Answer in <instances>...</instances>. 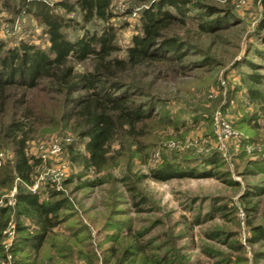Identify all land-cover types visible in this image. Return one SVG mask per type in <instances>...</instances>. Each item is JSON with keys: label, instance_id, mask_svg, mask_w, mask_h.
<instances>
[{"label": "rangeland", "instance_id": "rangeland-1", "mask_svg": "<svg viewBox=\"0 0 264 264\" xmlns=\"http://www.w3.org/2000/svg\"><path fill=\"white\" fill-rule=\"evenodd\" d=\"M41 1L63 18L79 20L76 12L55 4L60 0ZM192 1L217 8L220 26L201 30L203 10L185 6L186 24L166 32L181 44L179 59L170 69L162 67L160 79L143 80L145 91L156 99L150 121L154 126L138 138L140 144L125 138L112 142L100 170L85 168L80 157H74L84 151L70 122L58 117L63 107L59 96L32 91L31 102L55 117L51 124L38 126L26 143V153L38 158L33 191L56 189L71 203L68 219L52 229L38 251L37 264H116L119 258L122 264H152L146 260L162 255L169 264H264V239H248L255 227L264 229V173L251 163L264 156V24L258 28L264 0ZM143 5L111 0L110 23L116 27L119 47L115 55H124ZM129 8L134 11L126 12ZM85 27L97 29L98 22ZM19 41L44 48L47 44L42 24L25 11L21 0H7L0 3V42L14 46ZM74 67L87 70L89 62ZM250 73L262 76L261 84L249 82ZM165 116L177 126L160 127ZM0 149L11 163V147L4 144ZM214 152L221 158L215 176H151L152 169L169 162L207 168L202 159ZM96 179L101 183L83 184ZM13 188L0 189V206L12 205ZM8 217L1 233L0 264H11L12 259L14 209ZM21 222L31 230L27 220ZM135 241L148 248L136 258L123 259L122 250ZM21 253L26 249L16 257Z\"/></svg>", "mask_w": 264, "mask_h": 264}, {"label": "trees", "instance_id": "trees-1", "mask_svg": "<svg viewBox=\"0 0 264 264\" xmlns=\"http://www.w3.org/2000/svg\"><path fill=\"white\" fill-rule=\"evenodd\" d=\"M135 1L144 5L137 14V25L122 57L115 55L119 47L116 27L110 23L114 16L110 10L111 0H60L55 3L67 13L76 12L78 21L57 15L41 0H21L25 11L42 24L46 47L25 41L14 46L0 42V148L7 144L12 151L11 163L6 161L0 165V189L9 191L13 185L16 187L12 205L0 206V239L9 213L14 209L15 236L9 248L11 264H37L38 251L49 239L52 229L68 219L66 215L71 209L70 199L59 190H29L33 183V166L38 163V158L26 153V143L38 126L49 125L55 120L53 113L31 102L32 91L59 96L63 107L58 117L70 122L84 151L83 156L76 153L74 157H80L85 168L93 167L98 171L107 162L105 154L112 142L125 138L140 144L138 138L154 126L150 121L155 118L152 104L156 99L145 91L143 80L147 76L160 79L162 67L179 59L181 44L176 36H168L166 32L174 25L186 24L185 6L193 5L203 10L204 21H197L201 30L221 24L217 8L192 0ZM6 2L0 0V3ZM132 11L134 9L129 8L126 12ZM201 12L196 13L197 17ZM214 14L216 16L211 18ZM94 22H98L97 29H86V24ZM263 24L264 13L258 28ZM85 61L89 62V69L77 71L74 63ZM247 78L253 84H261L263 79L256 73L248 74ZM248 93L261 96L255 89H248ZM138 96L145 99L136 100ZM162 118L160 127L177 126L176 120ZM219 159L217 152L204 157L202 164L208 167L198 170L189 168L186 162L180 165L164 163L152 169L151 176L162 180L212 177ZM251 163L264 173V156ZM100 183V179L83 182L89 186ZM23 219L28 221L31 230L21 222ZM254 229L248 239L251 242L264 239V229L259 226ZM147 248L148 245L141 242L132 248L128 245L121 255L123 259L136 258ZM23 249L26 253L16 257ZM120 261L119 258L116 264H122ZM146 262L170 263L165 255Z\"/></svg>", "mask_w": 264, "mask_h": 264}, {"label": "built area", "instance_id": "built-area-1", "mask_svg": "<svg viewBox=\"0 0 264 264\" xmlns=\"http://www.w3.org/2000/svg\"><path fill=\"white\" fill-rule=\"evenodd\" d=\"M54 147V146H53ZM55 150H56V148H54ZM5 155H4V152L0 149V165L1 164H3L4 162H5V157H4ZM36 187V184L35 183H33L31 186H30V189L33 191V189ZM14 188L11 190V193H10V195L12 196L13 195V193H14ZM6 203H7V198H6Z\"/></svg>", "mask_w": 264, "mask_h": 264}]
</instances>
